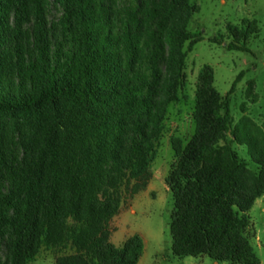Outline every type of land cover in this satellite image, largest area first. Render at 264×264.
I'll return each instance as SVG.
<instances>
[{
  "label": "trees",
  "instance_id": "1",
  "mask_svg": "<svg viewBox=\"0 0 264 264\" xmlns=\"http://www.w3.org/2000/svg\"><path fill=\"white\" fill-rule=\"evenodd\" d=\"M197 10L189 0H0V264H31L42 248L69 251L55 264H138L142 238L117 247L109 222L125 191L147 186L167 109L188 98ZM257 32L254 21L229 25L225 48L243 51ZM242 76L221 95L204 67L193 132L171 138L174 256L260 264L246 212L264 193V122L244 103L233 121ZM253 91L251 80L244 96L255 103Z\"/></svg>",
  "mask_w": 264,
  "mask_h": 264
},
{
  "label": "rangeland",
  "instance_id": "2",
  "mask_svg": "<svg viewBox=\"0 0 264 264\" xmlns=\"http://www.w3.org/2000/svg\"><path fill=\"white\" fill-rule=\"evenodd\" d=\"M198 10L192 15L187 29L198 35L186 57V92L188 98L171 104L166 113L161 137L156 143V153L149 168L150 179L144 190L130 196L123 193L119 212L109 222L110 241L117 247L129 236L139 235L144 244L138 264H230L216 262L207 256L177 257L171 252L169 224L173 210V197L165 179L174 161L171 138H179L183 144L193 132V93L198 74L204 67L212 70L213 86L225 95L239 74L243 73L230 97V110L234 122L242 113L257 124L264 122V0H189ZM51 15H56L54 10ZM242 20L254 21L258 32L248 38L243 51H229L227 26H240ZM217 42H220L219 44ZM254 82L253 93L257 101L245 99L249 81ZM239 157L251 169V162L244 146L234 145ZM249 226L248 238L258 260L264 264V193L246 212ZM68 250L42 248L31 264H55V258Z\"/></svg>",
  "mask_w": 264,
  "mask_h": 264
},
{
  "label": "crops",
  "instance_id": "3",
  "mask_svg": "<svg viewBox=\"0 0 264 264\" xmlns=\"http://www.w3.org/2000/svg\"><path fill=\"white\" fill-rule=\"evenodd\" d=\"M198 257H200V256H198ZM261 264V263H260Z\"/></svg>",
  "mask_w": 264,
  "mask_h": 264
}]
</instances>
